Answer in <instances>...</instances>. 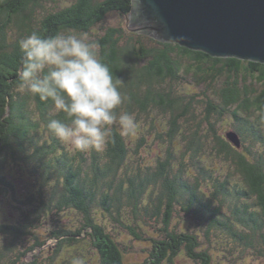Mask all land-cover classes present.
<instances>
[{"label":"trees","instance_id":"trees-1","mask_svg":"<svg viewBox=\"0 0 264 264\" xmlns=\"http://www.w3.org/2000/svg\"><path fill=\"white\" fill-rule=\"evenodd\" d=\"M133 11V0H0V264H174L180 252L213 264L197 232L264 260V62L162 41L129 27ZM68 29L98 42L130 98L117 111L138 124L129 138L114 128L102 152L70 151L46 128L63 114L17 91L18 41ZM155 144L164 156L141 155ZM123 233L144 259L128 261Z\"/></svg>","mask_w":264,"mask_h":264},{"label":"clouds","instance_id":"clouds-1","mask_svg":"<svg viewBox=\"0 0 264 264\" xmlns=\"http://www.w3.org/2000/svg\"><path fill=\"white\" fill-rule=\"evenodd\" d=\"M18 44L23 56L17 91L50 101L53 113L63 114L48 120L46 128L70 151H104L114 140V128L122 138L138 134L134 115L117 111L130 98L119 90L98 42L87 33L33 31Z\"/></svg>","mask_w":264,"mask_h":264},{"label":"water","instance_id":"water-1","mask_svg":"<svg viewBox=\"0 0 264 264\" xmlns=\"http://www.w3.org/2000/svg\"><path fill=\"white\" fill-rule=\"evenodd\" d=\"M138 30L219 57L264 62V0H133ZM227 137L241 147L236 131Z\"/></svg>","mask_w":264,"mask_h":264},{"label":"rangeland","instance_id":"rangeland-1","mask_svg":"<svg viewBox=\"0 0 264 264\" xmlns=\"http://www.w3.org/2000/svg\"><path fill=\"white\" fill-rule=\"evenodd\" d=\"M129 19H130L129 27L134 29L140 28V24L137 21L135 12H133V14L129 17ZM189 127L191 126L189 125ZM230 128H231V121L229 122V124H228V120H223L222 123L221 122L217 123L218 131L223 134H228V132H230L229 130ZM165 152H166V148L164 144L161 145L155 144L154 146L150 147V149H145L144 151H141V155L143 157L144 156L149 157V155H152L153 158L156 159L159 156H164ZM218 163L219 162H217V167L215 166V168L221 169L222 171L228 170L227 166H220L218 165ZM208 164L213 165L212 163H208ZM174 212L177 214V216L174 217V221L176 222L181 216L179 212H176V210ZM176 223H178V221ZM197 233H200V238L202 239V242H204L203 248L208 249L209 252L212 254L214 259L213 264H264V260L256 259L254 256H252V254H250L248 250L245 252L234 250L232 253L231 250H229V246L225 244L226 241L225 243H223L222 240L216 234H211L209 241V238H206L202 232H197ZM122 238L129 246L133 248V250H130L127 253L128 261L135 260L136 257L139 261L141 259H144L145 252H142L143 244L141 242L139 243L136 240L134 241V239L128 233H123ZM174 264H196V263L194 262L193 259H191L188 256L186 252H180L176 257Z\"/></svg>","mask_w":264,"mask_h":264}]
</instances>
